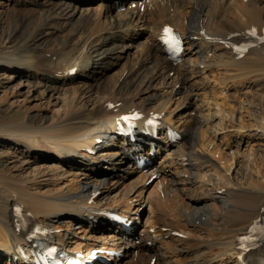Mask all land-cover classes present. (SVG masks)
Wrapping results in <instances>:
<instances>
[{
	"label": "bare ground",
	"instance_id": "1",
	"mask_svg": "<svg viewBox=\"0 0 264 264\" xmlns=\"http://www.w3.org/2000/svg\"><path fill=\"white\" fill-rule=\"evenodd\" d=\"M114 1L113 6H109L108 1L100 0L95 9L101 16L111 18L109 13L112 8H120L127 3L130 8L126 14H117L118 18L110 19L106 26L101 28L102 23L93 26L90 20H87L83 27L70 28L69 33L75 32L76 37L71 38L70 35V39L68 36L61 39L58 36L50 35V40L55 45L51 51L54 54L49 60L45 53H38L40 48L35 41L47 28H55V25L51 27L49 22L56 21V25L65 28L67 23L58 21L57 18L70 20L75 6L70 5L68 0V2L59 1L52 6L36 9L37 11L28 9L20 11L21 9L10 8L5 11V15L4 12H1L0 20L4 19L5 23L12 24L8 33V44L10 43V45L8 49H5L8 51L0 52V68L3 66L9 69L19 68L20 71L23 69L21 73H25V70L34 71V68L37 69L40 65H45L47 58L46 64L51 68L61 63L63 72L60 77L65 84H71L72 81L84 83L95 81L96 76L101 75L105 68L111 64L110 61L117 60L118 51L120 49L123 51L128 46L127 44H132L131 35L128 34L136 23L145 22L142 25H146L148 22L151 34L141 41L142 50L138 51L139 57L120 83L118 82L115 95L111 93L114 87L103 103L90 100V109L76 110V108L49 123L44 119L45 117L39 119V124L33 122L34 117L32 119L26 117V120L11 124V126L5 128L0 126L2 142L4 140L12 141L26 148L27 152L42 148L46 153L52 152V155L50 153L51 157L47 156L44 159L54 160L50 170L54 176H58V169L62 168L63 164L68 167L78 166L76 170L82 168L81 171L87 178L85 183H80V180H77V187L66 186L60 188L58 192L44 191L43 193L39 185V179L43 176L39 175L40 173L34 175L35 178L32 176L19 180L7 175L0 176V264H12V262L20 264L25 259H30V247H34L32 244L36 240L41 241L45 238L55 240L61 248L73 253L78 252V249L66 246V243L73 242H65V236L71 234L74 222L77 224L75 228L80 227V230L84 229L82 227H88L91 231L102 232L104 239L110 240V249L119 253L123 251L122 257L117 256L118 264H143L141 262L142 255L145 254L150 259V262L146 263L145 261V264H151L153 258L161 261L166 259L165 264H211L215 259L220 262L223 258L227 261L234 259L235 264H253L256 262L254 258L262 251L254 250L243 255L240 238L245 236L257 221L264 220L263 159L258 162L261 165H258L257 162H253L258 161L260 157L253 158L250 161L251 167H248L247 177L242 179L245 174V172L243 174L244 168L236 159L233 162L232 159L235 156L224 158L225 156L223 157L221 152L220 155L216 153L217 151L207 152L208 150L204 148H209L211 144L205 146L203 139L199 140V143H204V145L201 144L204 148L199 146L200 150L197 148L198 151H193L199 137L203 138L202 126L207 123L208 131L212 128L213 132L214 130L222 132L225 130L226 118L234 121L237 115H240V109L235 110V108L228 112L216 100V102H213L212 99L206 100L208 107L201 110L203 114H206L197 120L195 116H191L190 109L179 111V108L184 104L191 107L195 100L199 102V97L194 98L196 95L193 94V89L197 85L195 86V82L191 84L189 81L194 76L204 75L203 79L207 81L206 83L211 82L209 75L205 73L212 75V68L221 75L220 80L224 90L231 88L228 86V80L244 79L247 81L264 75V43L254 48H248L243 55H239L235 50L236 47L247 46L249 33L252 30L256 29L258 35L263 34L264 0H222V6L217 5L211 13L209 11L211 25L208 28L204 25L203 13L210 5L211 0ZM50 3L48 1L45 4ZM40 4L42 5V3ZM132 5L134 9L131 8ZM140 8H143L142 12ZM162 17L163 21L161 22ZM167 27L179 31L185 38V48L175 60L168 57L161 44L162 31ZM101 32L103 35L98 48L88 47L90 42ZM128 37L129 39H127ZM215 49L217 54L213 53L209 57V52L215 51ZM216 56L218 59L213 60ZM73 69L76 71L70 75ZM157 83L170 87L164 92L161 91V94L140 95ZM234 84L236 85V83ZM205 85L203 86L205 87ZM90 86L91 84L87 88ZM175 87L178 88L175 89ZM208 87L207 85L205 88ZM57 88L58 86H46V90L51 93L60 92ZM79 89V87L73 86L64 92L77 94ZM134 89H136L135 92H133ZM171 102H175L174 105L178 111H166V105ZM128 108L130 110L126 112ZM134 113L141 115L139 119L134 117L130 121L136 124L132 126L133 131H136L134 140L119 138L118 143L104 144L103 146L98 144L99 140H112L118 133L119 125H123L126 121L125 117ZM153 119L159 125L153 123ZM25 121L28 123L22 124ZM251 127H255V132L260 128L263 133L260 137H264V124ZM167 128L170 133L178 135L180 140L173 141L167 138ZM158 135L160 140L156 138ZM213 146L215 147V145ZM213 146H211L212 150ZM135 157H143L152 162L159 159L160 167L169 176L168 184L173 188V191L181 196L187 194L186 197L190 200L193 199L190 192L195 188L196 192L200 194V197L196 199L197 203L201 199H209V196H212L214 200H220V197H227L236 192L233 195L234 199L228 196L226 201H218L219 209L213 213V216L210 212L199 209L197 207L199 204L192 206L186 201L185 204L180 205L178 212L182 216L189 219L197 218V224L206 227L213 224L210 232L215 235L211 237L212 234L206 233L208 235L206 240L200 241L201 243L196 246L193 245L191 249L192 251L197 249V251L188 253L185 251L186 248L178 245L179 242L186 240L177 238L175 235L178 233L177 227L168 221L164 223L159 221L156 226L152 225L151 229L137 231H135L136 228L127 229L122 222H117L114 218L120 219L121 215L122 221L127 225L132 219L136 220L138 216L140 217L137 214L138 208L133 211V200L126 201L125 207L120 211V214L122 213L120 216L114 215L116 211H119L116 209H111L113 215L109 216H102L103 213L99 212L100 209L95 201L99 188L104 185L107 178H113L109 185L117 183L118 176L114 173L115 169L123 166L122 163L125 161L134 160ZM215 157H218V160ZM31 160L36 161L32 157ZM110 161L109 166L108 164L104 165ZM135 165H128L130 172L137 169ZM190 165H194V167L192 168ZM104 166L110 171L104 172L103 170H107L104 169ZM206 168L214 170L213 175L208 182L198 184L197 173ZM142 169L144 170L141 175L144 179L151 178L157 173L155 165ZM221 180L223 184L217 183L221 186H216V182ZM12 181L16 184L12 185ZM100 204L102 203L100 202ZM183 205L187 208H185L186 210H182ZM17 209H20V212ZM255 210L258 212L256 216L248 215ZM87 215L90 216L89 219H87ZM61 218L65 221L64 225L59 226ZM62 228L63 232H60ZM35 230H37L36 233ZM95 240L88 248L89 251L96 249L95 246L103 244L101 241L97 243L98 238ZM20 249H26V255L23 257L19 253ZM136 250L140 252V256ZM79 253L81 254V252ZM189 254H195L191 261L174 259V256L177 259L178 256L184 257ZM125 256L133 257L132 261L124 260ZM77 258L80 257L77 256ZM86 258L82 257L80 261L88 264H109L98 261L99 258L107 259L104 255L99 254L88 261Z\"/></svg>",
	"mask_w": 264,
	"mask_h": 264
},
{
	"label": "rangeland",
	"instance_id": "2",
	"mask_svg": "<svg viewBox=\"0 0 264 264\" xmlns=\"http://www.w3.org/2000/svg\"><path fill=\"white\" fill-rule=\"evenodd\" d=\"M48 1L51 3L45 4ZM59 1L68 2V0H0V15L1 12H4L3 14L5 15L6 14L5 11H8L10 8L17 10L21 9L20 11L23 10L27 11V9L37 11L39 10V8L52 6V4L59 3ZM102 1H108L109 6H113V3L115 2L114 0H102ZM69 2L70 5L75 6V11L70 16V20L59 19L55 17L58 19V21L61 20V22L63 21L64 23H67V26H65L64 28V26L62 27L59 26L58 24L56 25L57 23L56 21L49 22L51 23V27L55 25V28L53 29L47 28V30L43 34L39 35L38 39L35 41V43L40 48L39 49L40 51L38 53H45L48 60L50 59L51 55L54 54L51 53V51L54 49V45H55L52 42V40H50V35H53V37L58 36L61 39H65L67 38V36L69 37V39L71 36H72L71 38L76 37L77 34L75 35V32L69 33L71 27H75V26H79V28L83 27L86 21L90 20V23L93 26L102 23L101 25L102 28L106 26L107 23H109L110 19L114 20L118 18L119 16L117 14H126L128 12V9L130 8L129 3H127V5L122 6L120 8H116V9L112 8L111 12L109 13V16L111 18H105L101 16V14H99L95 9V7L100 3V0H76V1L69 0ZM40 3H42V5ZM217 5L222 6V0L221 1L211 0L210 5L203 13L204 14L203 22L206 28H208L211 25L210 13L214 10L215 6ZM131 8L134 9V6L132 5ZM140 11L142 12L143 8H140ZM160 21L161 22L163 21V17ZM2 23H5L4 19L0 20V52L8 51L5 49H8L10 45V43L8 44L9 42L8 33L10 31V26L12 24V23L11 24L10 23L2 24ZM143 23L145 22H141V24L136 23L135 25H133L134 27L131 29V31L129 30L130 33L128 34L131 35L130 37L132 39V44H127L128 46H126V48L123 51H121L122 49H120L117 53L118 56L117 60L110 61L111 64L107 68H105L104 70L105 72L103 71L101 75L99 74L98 76H96L95 81H89L87 83L80 81L78 82L72 81L71 84H65L63 83V79L60 77L63 72L60 65L61 63H58L57 66L51 68L49 67L48 64H46V62L48 61L47 58L44 63L46 66L40 65V67H42L43 69L37 67L38 70L36 68H34V71L25 70V73H21V71L23 72V69L20 71L19 68L9 69L4 66H3L4 68L3 67L0 68V126H2L3 128L7 126H11V124H16L26 120L25 119L26 117L28 118L31 117L30 119L34 117L35 120L33 122L37 124H39L38 123V121H40L39 119L45 117L44 119H46L47 123H49L50 121H55L59 119L66 112L72 111L76 108H77L76 110L90 109L91 101L92 102L98 101L100 103H103V101L107 98V96H109L110 92L114 87L115 88L111 93L112 95H115L116 87H118V84L120 83L122 78H124L123 76L126 73H128V70H130L131 67H133L132 65H135L136 59L137 57H139L138 51L142 50L140 46L141 41H143L144 38H146L147 36H149V34H151V27L149 26L148 22L146 25H142ZM102 33L103 32L98 34L90 42V46L88 47H90L91 49L94 48L97 49L101 37L103 35ZM127 39H129V37ZM70 41L73 42L72 40ZM215 52H217L216 49L215 51L209 52V57H211L212 56L211 54ZM219 58L221 57L219 56ZM214 59L217 60L218 56H216V58H213V60ZM137 65L138 63L136 64V66ZM211 70L214 74L212 73L211 75L209 73H205L209 75L211 82L208 81V83H206L207 81L203 79L204 75L194 76L193 78L190 79L189 82L191 84L195 82V86L197 85L196 88L193 89V94L196 95L194 98H197V96L199 97V102H197V100L194 99L195 103H193L192 105L191 104L192 100H191L190 102L191 107H187V104H184L180 106L179 111L181 109L184 110L190 109V113L192 112L191 116H195L198 120L204 114H206V113L203 114L201 110L206 109L208 107L206 105V100H210V99H212L213 102L217 101L219 104L223 105L228 112H231L235 108H236L235 110L240 109L239 110L240 115H237L234 121H230L228 118H226L224 125L225 130H222V132H220L221 130L220 131L214 130V132L216 131L214 133L212 128L209 129L208 131L209 125L207 123H206L207 125L205 124L204 126H202L201 133L203 135V138L199 137L197 141V145L195 146L196 149L194 148L193 151L194 152L198 151L199 146H201V144L204 145L205 143V146L206 144H211L209 148H204L201 146L202 148L207 149L208 150L207 152L217 151L216 153L218 155H220L221 152L222 156L223 157L225 156L224 158L235 156L232 159L233 162L236 159V161L242 164V167L244 168L243 174L244 172L245 174L242 177L243 179L244 177L245 178L247 177L246 174L248 172V167H251L250 161L253 158L258 159L260 157L258 161L255 160L253 163L255 162L258 163L262 159L264 163V137L262 136L260 137V135L263 133L261 132L260 128H258L257 131L255 132V127L254 128L251 127L252 125L257 127L258 124L259 125L264 124V75L260 76L262 79L258 76L256 78L248 79L247 81H245L244 79L243 80L234 79L232 80L233 82L231 80H228L227 81V83H229L228 86H231V88L229 89L227 88L224 90L222 81L220 80V78H222L221 75L219 73L217 74V70L213 68ZM214 77L217 79H215ZM51 79L53 81H50ZM214 82H218V83L220 82L219 83L220 85L218 83L217 85ZM234 83H236L237 86ZM89 84H91V86L87 88ZM203 85H205V87L208 85L209 87L205 88ZM46 86H53V87L58 86L57 89L60 90V92H56V93L48 92V90H46ZM73 86L80 88L77 94H74L73 92H69V93L64 92L66 89L72 88ZM109 86L112 88H110ZM166 86L157 83L154 85V87L153 86H151L152 88L149 87L150 88L149 90H146L145 93H142L140 95L147 96L149 95V93L161 94V91L164 92V90L170 87L168 85ZM177 88L178 87H175V89ZM135 91L136 89L133 90V92ZM82 92L84 94H79ZM85 92H87V94H85ZM84 103L85 105H82ZM174 104L175 102H171L170 104L168 103L166 105V107L168 108V109L166 108V111L167 110L175 111V112L178 111ZM129 110L130 108H128L127 111L126 110L123 111L129 112ZM26 122L27 121L23 122L22 124H26ZM37 124L35 125L38 126ZM236 127H238L239 129ZM256 134L259 136H257ZM158 137L159 135L156 138L158 139ZM2 139L3 137H0V171H1L0 176L7 175L10 178L13 177L16 180H19V179L32 177L37 173H40L39 175L41 176L43 175V176L41 179H39L40 181L39 185H40V190L43 193L44 191L58 192L60 188H65L66 186L67 187L70 186L72 188L77 187V180H80V183H85L87 181L86 176H84L83 171H81L82 168H78L79 170H76L77 169L76 167L78 166L68 167L62 164V168L58 169V173H59L58 176H54V173L50 171L51 163L54 162V160L44 159V157L47 158V156L51 157L50 153L52 155V152L48 151L47 154L43 148H42L43 150L35 149L32 150L31 152H27L26 148H24L23 146H20L19 144H15L12 141L10 142L4 140L2 142ZM201 139H203L202 141H204V143H199V140ZM213 145H215V147ZM217 145L218 147H216ZM211 146L214 147L213 150ZM31 157L34 158V160L36 161H32ZM215 159L218 160V157H215ZM110 163L111 161L107 162L104 165L108 164L109 166ZM132 164L133 163L129 161L123 162L122 163L123 166H120V168L115 169L114 172L115 175L118 176L117 183L109 185V182L112 181L113 178H107L105 180L104 185H101V187L99 188V193L98 196L97 195L95 196V201L98 208L100 209L99 210L100 213H106V211L110 213L111 209H116L119 211H116L115 213H117V215L120 216L122 214V213L120 214V211L123 207H125V203H127L126 201L133 200L132 202L133 211L134 209L138 208L137 214L140 215V217L138 216L136 220L132 219L131 221L132 223L130 224L131 225L130 229L136 228L135 231L149 229L150 227H152V225L156 226L159 221L161 223L168 221L172 223L175 227H177L178 233L175 234L177 238L187 241V242L186 241L179 242L178 245H180V247L182 248H186L187 250L185 251H188V253L197 251V249L193 251L191 249L193 248V245L196 246L206 240V238L208 237L206 233H210L209 235L212 234L211 237L215 235L213 234V232L212 233L210 232V230H212L211 228L213 227L212 226L213 224H211V226L209 225L206 227L205 225L197 224L198 221L197 218L189 219L184 215L182 216V214L178 212V210L180 211V205L185 204L186 201L190 203V205L192 206H197L199 204L197 206L199 209H204L205 212L208 211L213 216L214 215L213 213L217 211V209H219L218 201H226L228 196L234 199L233 195H235L236 192H233L234 193L233 195L229 194L227 197H220L221 198L220 200H214L212 196H209V199L207 200L201 199L197 203L196 199L200 197V194L196 192L197 189L194 188L190 192L191 197L193 198L190 200L186 197L187 194L182 195L183 196L182 197L181 194L179 193L176 194L173 191V188L170 186V184H168L169 176L168 174H165L166 173L165 170L160 167L159 159L155 160L152 164L150 163L151 166L155 165L157 169V173L152 175L151 178L146 177L144 179L143 176L141 175L143 173L142 170L144 169L141 168H137L135 169L134 172H130V168H128V165H132ZM258 165H261V163L260 164L258 163ZM190 166L192 168L194 167V165L193 166L190 165ZM262 166L264 168V164ZM104 169H107V170H103L104 172L110 171L105 166ZM213 171L214 170H212L211 168H206L204 169V171L202 170L198 172L197 173V177H199L197 179L199 180L198 184L199 183L201 184V182L202 183L208 182L213 175L212 173ZM217 183L222 185L223 181L221 180L220 182H216V186H221L218 185ZM11 184L13 185L16 183L12 181ZM100 202L102 204H100ZM105 204H109V205L106 206ZM185 208L186 207L183 205L182 210L187 209ZM257 214L258 212L255 210V211H251L248 215L256 216ZM64 221L65 219L61 218V221L58 225L59 226L64 225L63 224ZM75 225L77 224H75L74 222V226H72L71 229L72 230L71 234L65 236V242H73V243L70 244L66 243V246L67 247L71 246V248L78 249L79 250L78 252H81V255L83 257L91 253V251L93 250H96L98 253H101V251L103 250L101 248L102 244L95 246L96 249H91L90 251L88 250V248L91 247L92 242H94V240L97 238L99 239L97 243H100V241L101 243H104L106 241L107 238L104 239L102 232L91 231L88 227H82L84 229L80 230V227L75 228ZM60 230H62L60 232H63V228ZM75 232L77 233L74 235ZM147 245L149 246L150 244L148 243ZM136 253H138V255L140 256L139 254L140 252L138 250H136ZM194 255L195 254H189L184 257L178 256L177 259L176 256H174V259L178 261L184 259L191 261V258H193ZM129 257L130 256H125L124 260L131 262L133 257L130 258ZM153 259L154 260L152 264H156V263L165 264L167 262L166 259L162 261L155 258ZM174 259L171 258L173 262H175ZM149 260L150 259L146 257V254L142 255L141 262L143 264H145V261L146 263H149L150 262ZM84 264L87 263L84 262ZM211 264H235V260L229 259L227 261V259L223 258L220 262H218L217 259H215V261ZM253 264H255V262H253Z\"/></svg>",
	"mask_w": 264,
	"mask_h": 264
},
{
	"label": "snow or ice",
	"instance_id": "3",
	"mask_svg": "<svg viewBox=\"0 0 264 264\" xmlns=\"http://www.w3.org/2000/svg\"><path fill=\"white\" fill-rule=\"evenodd\" d=\"M254 35V32L252 33ZM165 36L167 37L165 39V43L169 44L170 46H174L175 44L178 43L175 37H172L169 35V30L165 29Z\"/></svg>",
	"mask_w": 264,
	"mask_h": 264
}]
</instances>
